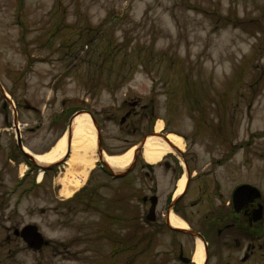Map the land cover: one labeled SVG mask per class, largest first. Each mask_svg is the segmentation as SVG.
<instances>
[{
  "label": "rangeland",
  "instance_id": "rangeland-1",
  "mask_svg": "<svg viewBox=\"0 0 264 264\" xmlns=\"http://www.w3.org/2000/svg\"><path fill=\"white\" fill-rule=\"evenodd\" d=\"M0 84L17 105L21 143L33 154L49 151L69 122L65 115L60 131L48 128L47 112L38 126L39 114L26 104L54 107L66 99L71 113L88 108L105 115L106 154L135 150L140 134H154L162 123L197 157L195 170L232 151L234 160L216 167L217 175L264 189V0H0ZM133 108L137 114L120 125ZM9 116L10 125L11 110ZM2 122L1 113L0 264L148 259L137 251L136 215L127 213L137 200L127 193L140 188L139 180L135 172L128 176L124 204L113 202L123 184L99 166L98 121L91 122L94 146L84 153L92 164L63 162L45 172L25 163L15 131ZM66 177L80 182L70 196ZM116 214L120 230L108 223ZM106 223L115 229L108 241L97 231ZM26 224H35L48 245L33 250L15 235Z\"/></svg>",
  "mask_w": 264,
  "mask_h": 264
},
{
  "label": "flooded vegetation",
  "instance_id": "flooded-vegetation-1",
  "mask_svg": "<svg viewBox=\"0 0 264 264\" xmlns=\"http://www.w3.org/2000/svg\"><path fill=\"white\" fill-rule=\"evenodd\" d=\"M65 102L66 99H57L56 105L59 107L55 109L56 105L51 107L50 103L41 108L26 104L25 108L32 112V116L39 114L38 126L44 124L42 114L49 112L46 122L48 128L60 131L62 116L67 115L66 120L69 122L73 113L68 105L65 107ZM15 107L17 108L16 105ZM10 109L8 102L0 98V113L4 121L2 125L8 126ZM16 111L19 113V110ZM89 111L97 116L95 119L98 121L100 145L103 149L105 145L100 125L103 127L102 121L107 119L102 112ZM136 114L134 108L127 110L119 124H126ZM108 118L111 120L113 117ZM33 128L35 127L30 126L28 130L32 131ZM135 130L133 128L132 133ZM148 133L149 130H146L140 134L139 141ZM124 142L128 143L129 140L125 139ZM174 148L176 151L166 152L156 162L147 161L142 150H139L124 174L116 177L108 171L110 178L120 179L123 184L121 188L118 187L117 201H113L118 205H123L126 199V178L135 172L139 180L140 188L128 192L127 196L137 198L133 227L137 251L140 257L149 256L141 264H264V191L238 192L239 184L234 179V174L231 173L232 183H228L227 179L224 182L223 177L217 175L216 167L226 166L233 155L213 158L206 168L197 171V157L191 154L189 156L184 148ZM69 152L70 149L67 155ZM184 173L186 181L180 189L179 180ZM249 187L253 189V186ZM151 206L154 210L149 214ZM115 216L117 217H107L108 223L112 220L119 225L120 230L122 225L118 222L122 218L118 214ZM108 223L97 228L106 237L115 234V229L109 227ZM198 242L201 244V261L195 257ZM121 250L123 251L122 247Z\"/></svg>",
  "mask_w": 264,
  "mask_h": 264
},
{
  "label": "bare ground",
  "instance_id": "bare-ground-1",
  "mask_svg": "<svg viewBox=\"0 0 264 264\" xmlns=\"http://www.w3.org/2000/svg\"><path fill=\"white\" fill-rule=\"evenodd\" d=\"M162 123H157L155 126V132H159L161 130ZM72 138H71V155L67 159L66 163L70 166V168L75 167L77 163L84 162L85 164H92L91 162H86L84 153L89 148H92L95 143V129L91 124V120L89 115L86 113H79L74 116L72 120ZM166 139L174 144L175 146H182V139L179 135L169 132L166 136ZM170 148L167 142L158 135L148 136L145 140L143 146V155L145 159L149 162L157 161L160 157L169 151ZM66 151V135L61 137L51 148L49 151L45 153L34 154L33 158L39 164H48L60 160ZM134 152V148H130L126 152L122 154L109 155L105 154L103 159L111 168H123L125 167L132 158V154ZM72 172L68 173V176H71ZM41 177V173L39 174V178ZM185 176L181 177L179 180V188L181 189L185 183ZM63 184L68 188L64 190V194L66 196H70V194L80 186V182L75 180L72 177H66L63 179ZM195 257L201 261V244L198 242L197 253Z\"/></svg>",
  "mask_w": 264,
  "mask_h": 264
},
{
  "label": "water",
  "instance_id": "water-1",
  "mask_svg": "<svg viewBox=\"0 0 264 264\" xmlns=\"http://www.w3.org/2000/svg\"><path fill=\"white\" fill-rule=\"evenodd\" d=\"M27 156L32 160L31 156H29L28 154ZM239 190L242 189H238V191ZM14 233L15 235H19L26 242L27 246L33 250L41 249L43 245L47 244V241L43 239V236L38 231L35 225H25L21 228V230L15 229Z\"/></svg>",
  "mask_w": 264,
  "mask_h": 264
}]
</instances>
